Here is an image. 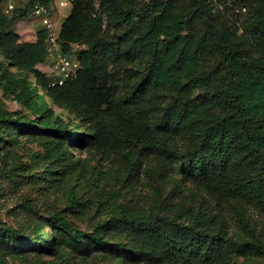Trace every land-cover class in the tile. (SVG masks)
Segmentation results:
<instances>
[{
    "label": "trees",
    "instance_id": "1",
    "mask_svg": "<svg viewBox=\"0 0 264 264\" xmlns=\"http://www.w3.org/2000/svg\"><path fill=\"white\" fill-rule=\"evenodd\" d=\"M54 1L30 0L11 17L0 9V52L24 74L0 64V88L39 115L37 121L22 120L0 106V138L7 131L11 139L20 131H45L39 140L60 161L71 155L70 140L127 149L132 165L142 154L152 157L150 175L161 182L144 205L115 188L94 197L69 193L68 208L87 219L92 231L59 211L47 220L77 252L109 248L132 263L264 258V234L248 216V210L264 215V0H68L59 41L66 54L73 44L81 46L74 51L80 67L52 86L38 67L50 54L47 30L24 42L15 23L30 7L50 9ZM119 63L139 64L137 80L128 77L123 86V99L116 97L111 71ZM46 96L74 111L87 131L53 123ZM182 179L203 187L219 204L234 202L245 233L230 236L227 219L201 190L185 194ZM33 232L38 239L0 224V251L21 243L42 251L47 236L40 226ZM108 235L130 241L114 242Z\"/></svg>",
    "mask_w": 264,
    "mask_h": 264
},
{
    "label": "rangeland",
    "instance_id": "2",
    "mask_svg": "<svg viewBox=\"0 0 264 264\" xmlns=\"http://www.w3.org/2000/svg\"><path fill=\"white\" fill-rule=\"evenodd\" d=\"M30 0H0V9L3 14L11 17L19 7H25ZM62 0H55L50 8V18L53 30L57 33L66 14L71 10L69 4L61 5ZM64 1V0H63ZM14 5V8L10 7ZM69 5V6H68ZM98 6V1H97ZM20 41L32 42L37 40L38 32L44 28L41 20L33 14V7L27 17L15 23ZM104 28L113 35L112 26L105 20ZM81 46L73 44V51L67 53L76 57L75 50ZM46 61L38 67L44 71L50 80L55 77V57L57 52L50 51ZM0 64L9 65V61L0 52ZM9 67L24 75L17 68ZM139 64L119 63L111 71L116 78V97L123 99V86L131 77L133 81L138 78ZM31 81L35 82L32 74ZM54 116L52 122L57 125L64 124L78 132L87 131V123L77 114L66 107L52 103L46 96ZM0 106L13 111L21 119L39 120L34 113L0 88ZM45 131H20L11 139L7 131L4 138H0V224L10 225L19 235L38 239L33 229L40 226L48 241L43 243L42 251L33 249L28 244L19 248L6 245L0 251V264H143L132 263L122 258L112 249H98L90 254L74 250L58 229L53 226L49 216L59 211L76 227L92 231L87 219L78 218L68 208L69 193L91 196L97 195L98 190L108 191L110 188L120 189L124 199L133 200L144 205L154 193V186H160V179L150 175V170L156 162L150 156L142 154L137 164L132 165L129 160V150L115 147L99 148L85 142L69 141L71 155L66 161L57 160L55 150L48 149L39 140ZM41 134V135H39ZM179 184L184 188L185 194L201 190L204 199L212 203L214 209L227 219L228 233L237 236L245 233V227L236 215L234 202L218 203L201 186L190 179H182ZM185 199L188 200L187 196ZM30 200L31 207L24 205ZM189 202L191 201L188 200ZM250 213V216H249ZM248 216L254 226L264 234V215L257 211L248 210ZM111 241L128 243L130 240L123 235H108ZM20 249V250H16ZM237 264H264V258L257 255L237 257Z\"/></svg>",
    "mask_w": 264,
    "mask_h": 264
},
{
    "label": "built area",
    "instance_id": "3",
    "mask_svg": "<svg viewBox=\"0 0 264 264\" xmlns=\"http://www.w3.org/2000/svg\"><path fill=\"white\" fill-rule=\"evenodd\" d=\"M68 0H62L61 5L68 4ZM11 8H14V5L10 4ZM33 14L39 18L44 25V28L47 30V45L48 50L57 52L55 57V78L50 80V85H62L67 79L74 76L80 67L78 59L68 56L62 51L61 43L59 41V33L53 30V23L50 18V9L42 6L35 5ZM51 53V52H50Z\"/></svg>",
    "mask_w": 264,
    "mask_h": 264
},
{
    "label": "crops",
    "instance_id": "4",
    "mask_svg": "<svg viewBox=\"0 0 264 264\" xmlns=\"http://www.w3.org/2000/svg\"><path fill=\"white\" fill-rule=\"evenodd\" d=\"M68 4L70 5V8H71V4H70V3H68ZM69 5H68V6H69ZM69 12H70V10H69ZM69 12H68V13H69ZM68 13H67V14H68ZM67 14H66V15H67ZM60 27H61V26H60ZM59 30H60V28H59ZM59 30H58V33H59Z\"/></svg>",
    "mask_w": 264,
    "mask_h": 264
}]
</instances>
